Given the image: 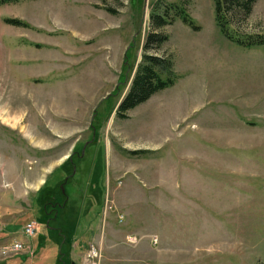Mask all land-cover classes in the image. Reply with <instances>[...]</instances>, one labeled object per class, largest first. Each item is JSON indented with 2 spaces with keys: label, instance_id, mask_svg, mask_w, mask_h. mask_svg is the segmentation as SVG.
I'll use <instances>...</instances> for the list:
<instances>
[{
  "label": "rangeland",
  "instance_id": "obj_1",
  "mask_svg": "<svg viewBox=\"0 0 264 264\" xmlns=\"http://www.w3.org/2000/svg\"><path fill=\"white\" fill-rule=\"evenodd\" d=\"M157 3L193 22L163 28L178 79L120 118ZM228 34L264 0L227 34L215 0H0V264H264V45Z\"/></svg>",
  "mask_w": 264,
  "mask_h": 264
},
{
  "label": "trees",
  "instance_id": "obj_2",
  "mask_svg": "<svg viewBox=\"0 0 264 264\" xmlns=\"http://www.w3.org/2000/svg\"><path fill=\"white\" fill-rule=\"evenodd\" d=\"M18 1L20 0H1L3 4L15 3ZM257 1L258 0H215L216 21L223 33L227 34L228 26L236 27L244 22L251 15L254 4ZM172 11L175 15L183 18L185 23L193 25L187 12L182 7L180 9L179 5H159V3L155 5L151 15V28L146 37L141 61L136 67L127 94L116 110V114L120 118H127L128 111L148 101L155 93L175 85L178 79L174 67L173 55H163L161 53L164 44L169 40V35L164 32L163 28L172 24L175 18V16L173 17L171 14ZM5 21L16 26H28L19 19H5ZM195 28L198 29L199 27ZM228 37L237 41L244 47H259L264 45V34H249L247 37L228 34ZM125 78L126 74H124L123 80H125ZM118 89L117 87V90ZM97 115L98 112L95 111V116ZM98 118H100L99 115ZM81 219L83 220V218ZM78 222H80V219ZM79 226L81 227V224ZM85 226L86 225L82 227L85 228ZM72 242L73 241H70V243H68L69 246H72ZM71 264L76 263L72 261Z\"/></svg>",
  "mask_w": 264,
  "mask_h": 264
},
{
  "label": "flooded vegetation",
  "instance_id": "obj_3",
  "mask_svg": "<svg viewBox=\"0 0 264 264\" xmlns=\"http://www.w3.org/2000/svg\"><path fill=\"white\" fill-rule=\"evenodd\" d=\"M89 145L90 144L86 145L85 150L83 152H81V153L76 152V155L74 154V156L71 157L70 163L71 164L73 163V161L75 160V157L77 158V161H79L81 158L84 159L87 156V154H88L87 150L89 148ZM77 161H76V163H77ZM74 167H77V165L74 166ZM78 169H79V167H77V169L75 168L74 171L71 173V175H67V176L65 175L64 176V178H65L64 181L62 183H60V189L62 190V192L60 193L59 200L62 199V197H64V200H66V199H68V200H66L65 203H64V201H58L57 205H55L54 207L51 206L50 210L47 209V214L48 215L51 214V210H53V211L56 210L58 213H56L54 211L53 213L56 214V215L55 216H50L49 219L47 220V224L43 225V226L42 225L40 226V231H42V233L50 234L52 231H56V232H59V233L63 234V230L60 228V226H55V225L52 226V224H50V223L52 222L53 219H54V222L55 221H61V222L63 221V218L60 216L59 212H60L61 209H64L68 205V203L70 202L71 197H70V194H69V190H70L69 183L75 177ZM89 169L93 170L94 169V165H91V167ZM91 170H89V171H91ZM64 188H66V190ZM64 195H66V197ZM66 240L68 241L67 237H66Z\"/></svg>",
  "mask_w": 264,
  "mask_h": 264
},
{
  "label": "built area",
  "instance_id": "obj_4",
  "mask_svg": "<svg viewBox=\"0 0 264 264\" xmlns=\"http://www.w3.org/2000/svg\"><path fill=\"white\" fill-rule=\"evenodd\" d=\"M24 233L28 237H33L37 234V227L34 221L28 222L24 226ZM27 245L24 241H16L12 244L13 252H21L23 249H26Z\"/></svg>",
  "mask_w": 264,
  "mask_h": 264
},
{
  "label": "water",
  "instance_id": "obj_5",
  "mask_svg": "<svg viewBox=\"0 0 264 264\" xmlns=\"http://www.w3.org/2000/svg\"><path fill=\"white\" fill-rule=\"evenodd\" d=\"M85 147H86V145H85ZM84 150H85V148H84Z\"/></svg>",
  "mask_w": 264,
  "mask_h": 264
},
{
  "label": "crops",
  "instance_id": "obj_6",
  "mask_svg": "<svg viewBox=\"0 0 264 264\" xmlns=\"http://www.w3.org/2000/svg\"><path fill=\"white\" fill-rule=\"evenodd\" d=\"M29 246H31V245H29Z\"/></svg>",
  "mask_w": 264,
  "mask_h": 264
}]
</instances>
